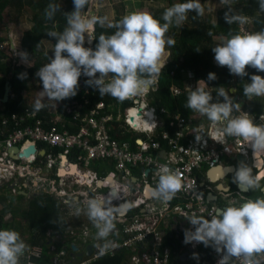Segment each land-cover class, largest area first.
<instances>
[{
    "label": "built area",
    "instance_id": "obj_1",
    "mask_svg": "<svg viewBox=\"0 0 264 264\" xmlns=\"http://www.w3.org/2000/svg\"><path fill=\"white\" fill-rule=\"evenodd\" d=\"M245 32L247 31L243 33ZM0 49H3V44ZM153 77L151 79L154 83L143 93L124 101L117 99L116 103L110 104L100 101L87 111H84L86 99L82 103L72 101L65 109V113L72 115V120L70 124L62 122L60 129L56 124L45 127L44 121L31 111H25L21 115L12 114L2 121L4 126L0 131V185L5 182L12 184L16 175L27 177L32 172L29 167L36 163L38 154L43 151L42 145H45L61 150L56 154L44 152L43 155L42 167L47 172L56 174V177L52 175L55 181L47 190L49 195H53L63 204H69L72 200L85 204L87 199L98 198L103 199L110 207L117 201L115 209L129 202L127 212L122 218H118L122 223L123 238L111 242L103 254L100 251L103 245L96 243V252L89 260L125 249L132 250V255L124 264H170L171 249L163 243L162 227L168 221L177 219L183 221V227L187 225V229L194 230V226L188 221L190 217L203 216L210 219L217 214L219 207L208 199L213 184L209 178L210 171L214 167L226 166L225 161L237 162L238 156L245 160H254L247 141L222 132L226 121L214 125L207 117L196 115L195 112L182 116L153 106L148 98L150 92L156 90V77ZM196 87L199 86L197 83L195 85L192 74L186 73L184 91L191 92ZM200 87H205L210 93L214 91L216 97L213 102L217 100L219 89L203 82ZM228 91L232 96L230 89ZM170 92L172 96H179L183 90L172 86ZM235 96L234 101H240ZM123 102H128L129 106L122 107ZM248 103L249 101L242 102L243 111L248 112ZM261 103L262 111L258 115L248 112L255 117L256 123H264L260 119L264 115L263 101ZM239 114L234 111L232 115ZM56 122H60L59 119L53 121ZM66 124L76 127V131L69 132L65 128ZM114 131L122 135L127 133L130 139L120 140L112 135ZM196 134L203 136L201 141L196 140ZM217 134L224 136L223 143L213 139ZM30 146L34 149L33 153L23 156L22 152ZM13 149L17 151V163L9 156ZM72 149H79L81 152L78 151L70 161ZM94 160H108L113 166L111 169H103L101 174L92 170H80L78 167L76 169V165ZM71 166L75 167V174L69 173ZM165 167L177 172L182 182L181 190L167 203L153 196L147 197L148 189L156 188ZM62 168L65 170L64 175L59 174ZM200 170H203L204 180L200 178ZM109 180L113 181V185H110ZM99 189H105V192L100 194ZM112 189H115V194H112ZM11 191L14 193L15 188L12 187ZM219 196L224 200L230 198L231 194L219 192ZM159 200L160 204L157 205ZM230 203L236 202L230 200ZM86 235L87 232H84V237ZM70 236H74V233L70 232ZM82 242L85 243L86 239ZM200 245L203 244L193 242L187 247L193 252ZM208 248L212 251L210 264H218L220 254L212 247ZM34 256H39V253ZM89 260L75 264H88ZM254 260L264 264V255L256 254ZM229 264L247 262L244 256H240L230 258Z\"/></svg>",
    "mask_w": 264,
    "mask_h": 264
},
{
    "label": "clouds",
    "instance_id": "obj_2",
    "mask_svg": "<svg viewBox=\"0 0 264 264\" xmlns=\"http://www.w3.org/2000/svg\"><path fill=\"white\" fill-rule=\"evenodd\" d=\"M221 2L228 6L224 13L227 24L247 22L245 16L233 11L232 0ZM87 3L88 0H73L74 9L68 12L64 30L62 32L52 30L47 33L49 37L56 39L53 56L35 75L42 83V95L49 100L58 102L74 97L79 88L81 75L88 78L85 83L97 89L100 96L109 94L119 101H124L143 93L154 83L151 77L158 74L163 67L160 61L166 45H175L173 38L166 37L170 26L173 24L181 26L189 12H195L197 15H203L204 12L200 0H186L184 3H175L164 11L162 15L164 23L148 11H132L121 20L113 22L109 21L107 16L89 17L84 14L83 10ZM259 7L264 11V0H259ZM60 10V3H50L45 10V16L51 20ZM97 23L101 26L107 23L109 28H115L116 31L111 35L101 34L95 49L85 47V34L87 33L89 40L93 39L94 26ZM212 51L216 63L219 66H227L230 74L243 78L248 75L246 71L248 66L255 68L257 72H264V30L232 35L213 47ZM17 55L22 63L31 66L28 63L27 51L19 50ZM109 74L111 78L106 82L105 78L109 77ZM26 77V72L18 76L19 79ZM215 79L216 74L209 72L207 80ZM249 81L250 83L243 88V95L249 100L254 96H264V76L252 74ZM220 97L223 99L220 100ZM44 106L38 98L34 110L38 112ZM186 107L206 115L214 125L226 121V126L222 129L224 134L241 137L247 141L254 157L264 154V123L254 122L255 117L243 111L241 105L229 95V91L220 88L217 100L213 102L212 93L206 91L205 87H196L189 94ZM234 111L240 114L233 116ZM260 119L264 121V115H261ZM217 131L220 132L219 129ZM202 137L196 134L197 141H201ZM213 139L223 143L224 136L217 134ZM38 155L43 158L44 154L40 152ZM232 176V182L241 191L261 189L260 181L264 179L262 172L254 175L252 166L244 160L232 169ZM218 180L213 181V185ZM181 188L179 174L165 167L156 188L152 189L151 193L147 191V197L153 196L167 203ZM217 191L222 192L220 189ZM208 199L212 202L210 196ZM85 204L88 218L98 230L97 237L101 239L110 237L115 229L113 213H119L123 205L114 211L105 205L103 199L98 198L87 199ZM217 209L219 212L210 219L203 216H192L188 219L194 230L191 228L184 230V236H181L184 243L188 245L195 242L212 247L220 254L218 264H229L230 258L240 256L246 258L247 264H259L254 257L264 252V197L245 199L243 203H230L223 209ZM76 211L79 214L80 209L77 208ZM124 214L118 215L122 218ZM68 237L75 246L73 243L77 242L76 236ZM110 243L106 242L103 245L101 254L110 247ZM185 244L183 247L185 246L186 250L182 248V252L187 254L190 251ZM25 249L26 244L17 231L0 230V264H19ZM36 249L37 247L32 249L35 254ZM28 253L29 258L40 257V250L37 257L30 251ZM192 258L198 260L199 254L192 253ZM54 260L55 257L52 261Z\"/></svg>",
    "mask_w": 264,
    "mask_h": 264
},
{
    "label": "trees",
    "instance_id": "obj_3",
    "mask_svg": "<svg viewBox=\"0 0 264 264\" xmlns=\"http://www.w3.org/2000/svg\"><path fill=\"white\" fill-rule=\"evenodd\" d=\"M168 7L173 5L172 0H168ZM179 3H184L186 0H178ZM50 3H60L61 10L57 11L55 16L49 20L45 16V10ZM88 5V3H87ZM87 5L85 9L87 10ZM16 8L17 13H21L24 7H28L32 11L31 21L32 27L28 31L23 32L20 39V48L22 51H27L29 58H33L36 54L42 52L43 44L42 40L46 39L51 42L54 48L56 39L49 37L47 33L55 30L62 32L67 23L68 12L73 11V0H0V21L3 20L5 10L8 8ZM167 7V8H168ZM227 5H223L216 12V19L214 23L203 21L201 15H197L195 12H189L187 14V22L181 26L173 24L170 26L166 37H171L175 40L174 46H169L170 56L169 62H166L161 71L156 76L155 87L156 90L150 92L148 98L150 103L156 108H164L171 114L179 113L182 116H188L194 112V110L187 108L188 96L190 91H184V79L186 73H191L194 81L205 80L206 83L212 84L214 88H224L228 91V82L232 79L227 66H219L214 59V52L212 48L217 46L216 41H213V37H220L224 40L230 38L232 35L240 33L238 28V22L227 24L224 20V13L227 10ZM166 8V9H167ZM240 12L251 22V31L257 32L264 30V11L259 7V0H241ZM166 9H160L154 16L164 23L162 15ZM234 11V8H233ZM119 21L118 17H115L114 21ZM244 24V23H243ZM116 31L115 28H109L99 25L97 23L94 26V38L92 39L91 48L95 49L98 43V37L101 34L111 35ZM211 33V35H209ZM241 34V33H240ZM199 50V51H197ZM46 57V63H41L39 60L35 61L32 67H26L24 65H15L8 67L0 62V72L2 73V79L0 81V100L2 99L4 92V85L6 82L10 85V91L13 92V97L2 104L3 108L0 110V115L5 117L12 114H22L23 111H35L33 104H27L23 93L28 88L27 80L34 76L40 67H43L49 62L52 55H44ZM50 58H49V57ZM5 59V54L0 52V60ZM248 73L247 76L241 78L237 75L232 80V85L235 89L237 97L246 101L248 98L243 95V88L246 84L250 83V76L252 74H259L255 72V69L248 66L246 67ZM26 72V79H19L20 73ZM209 72H214L217 79L208 81L207 76ZM10 74V75H9ZM9 75V76H8ZM111 77V74H109ZM88 78H84L83 75L79 78L81 81V87L77 91L74 97L66 98L62 100V105L58 108V113L62 116V121L53 123V118L48 113L49 104L44 103V107L40 111H35L37 118L41 119L45 123V127H49L52 124H56L58 127L62 122L72 120V115L65 113V106L72 101H78L82 103L87 100L86 109L93 107L99 101L105 103L116 102V98L109 94L100 96L97 89L90 87L85 83ZM204 81V82H205ZM174 86L183 90L179 96H172L170 88ZM87 90V93H85ZM215 98L216 95L212 93ZM129 106L128 102H123L122 107ZM249 113L254 116L258 115L262 111V103L258 97H253L247 104ZM78 123V122H77ZM74 129H72L73 131ZM117 130V129H116ZM114 137L120 140H129V134H119L114 131L112 133ZM94 168H97L100 164L99 161L94 162ZM108 169H111L108 168ZM28 209L25 213L24 219L20 223H6L4 221V212H0V230L11 229L17 231L22 236L23 231L26 230L28 234L27 240H23L31 250L37 247L40 250V257H31L28 260L25 255L19 262L20 264H27L28 261L34 264H51L52 254L49 251V238L47 237V231L50 230L52 235L57 233L64 234L67 228L64 215H61L59 204L53 199V196L48 194H41L37 199L30 202ZM165 245L171 249L170 264H210L212 251L208 247L200 245L193 252H188L183 261L180 260L181 253L177 249L176 239L174 238L173 231L168 230ZM59 249V246H57ZM29 249L26 250V252ZM25 251V250H24ZM198 253L199 259H193L192 253ZM123 251H119L113 257H103L89 264H120ZM26 260V261H25Z\"/></svg>",
    "mask_w": 264,
    "mask_h": 264
},
{
    "label": "crops",
    "instance_id": "obj_4",
    "mask_svg": "<svg viewBox=\"0 0 264 264\" xmlns=\"http://www.w3.org/2000/svg\"><path fill=\"white\" fill-rule=\"evenodd\" d=\"M232 7L237 9V11H240V8L236 7L234 4L232 5ZM6 11H7V9L5 10V12ZM15 12H17L16 8H15ZM21 14H22V12L19 13V16H20L19 18H21V20H22L23 17L21 16ZM0 22H2V21H0ZM31 23H32V21H31ZM243 25L246 26V30L248 32H253V31H251L250 20L246 24H243ZM6 27L7 26H5V28ZM31 27L32 26H30L25 31H28L29 29H31ZM6 30H8V31H6ZM1 34H2V37L0 35V45L6 44V43H7V45L4 46L5 47L4 49H0V52L5 54V59L0 60V62H2L3 64H5L8 67H13V66H15L14 60H12L10 58V56H14L12 54H13L15 49L17 50L16 51L17 53L19 50H21V48H20L21 37L19 38V41H18L17 36L14 35V32L10 28L4 29L3 33H1ZM22 34H21V36H22ZM218 39L224 40L223 38H220V37H218ZM4 50H6V52ZM17 61H19V59ZM26 67H32V66H26ZM34 76H35V74H34ZM33 77H31L29 79H32ZM110 78L111 77L109 76L107 79L109 80ZM1 79H2V73L0 72V81H1ZM29 79L27 80L28 88L23 93V95L25 97L27 104H33L30 101H28V99L26 98V94L28 93V90H29L30 85H31L29 83ZM201 82H203L207 85H212V84L206 83L204 81H195V85H196V83H197V85H200ZM6 83H8V82H6ZM6 83H5V85H6ZM5 85H4V89H5ZM31 90H33V88ZM3 94H4V92H3ZM12 97H13V92L11 93V91L9 89L8 98L6 101H8V99L12 98ZM5 102H3L2 99L0 100V110H2V108H3L2 104ZM112 103H116V102H112ZM49 109H48V113H50V115L53 116L51 121H57V119H59V121H62L61 120L62 116L58 113L57 110L55 112H53V111H50ZM57 109H58V107H57ZM23 112H25V111H23ZM31 112H35V111H31ZM19 115H21V114H19ZM9 117L8 116L5 117L3 114L0 115V131L3 129V126H4L2 124V121H4V119H8ZM70 121H65L63 123H69ZM60 128H61V125L59 126V129ZM65 128L69 132H75L76 131V127H73L72 125L70 126V125L66 124ZM72 129H74V130L72 131ZM42 149H43V151H42L43 154H44V152H46V153L49 152V153H53V154L61 152V150H59V149H51L45 145H42ZM78 151L81 152L79 149L78 150H76V149L71 150L72 157L71 158L69 157L70 161L72 158H74V156L76 155V153ZM15 155H16V150L15 149L11 150L9 153V156L14 163H17L16 159H15ZM42 161H43L42 156L38 155L36 163L29 167L32 172L30 174H28L27 177L22 178V177H19L18 175H16L17 177H14L12 184L5 182L2 185H0V212H4V214H5L4 220H6V218H8V216H10V218H12L11 221L6 222V223H8V224L17 223V222L20 223L21 220L24 219V216H25V213L28 209V206H29V204H31L30 202L37 199L38 196H40L41 194H48L49 195L47 190H49V186L52 185V183L55 181V178H52V175H54L53 177H56V174H51V172H47L42 167V165H43ZM96 161H99L100 164L97 168H94V166H95L94 162H96ZM235 163H237V162H230L229 164H228V161L224 162V164H226V166H234V165H236ZM86 164H91L92 168H86L85 167ZM112 166H113V163L111 161L94 160V161H89V162H83L80 165L78 164V165H76V169L78 167L80 170H92V171H96L97 173L101 174V171L103 169L110 168ZM60 172H61V170L59 171V174H60ZM64 174H60V175H64ZM38 175H40L41 179L38 178ZM230 175H232V173H227V175L226 174L223 175L221 178H219V180L217 181V183L215 185H211V190H210L211 201L213 202V204H216V206L221 208V209L225 208L229 204L230 200H234L236 203H243L245 199H250L249 197H247V195L245 193L238 194L239 190H237V185L232 182L233 179L227 178ZM12 187L15 188L14 193H12V191H11ZM218 189H220L222 192L228 191L227 193L231 194L230 198L228 197L224 200L222 198H220L219 192L217 191ZM4 190H6L8 192L9 197H11V199L9 197H6L4 194H2V191H4ZM253 193H257V195L259 197H264V182L261 183V190L260 189H253ZM53 199L56 200L57 203L59 204L60 212L62 213L61 215H64L65 221L67 223V228H66V231L64 232L63 235L59 234V233H57L55 235H52L50 233L48 235L49 236L48 237L49 238V245L48 246L49 247L50 246L51 247L52 246H54V247L59 246V249H60L57 257L55 256L56 257L55 261H57L59 259H65L66 257H67V259L65 260V262H68V264H75V263H79L81 261H87V260H89L90 257H92L94 255V252H96V246L98 245L99 242L102 241L100 244L104 245L106 242H113V241L117 242L123 238L122 233H121L122 223L119 222V220H118V218H120L121 216L118 215L116 212L113 213V222L115 224L114 231L109 235L110 237H107L106 239H101V238H98L96 235V233L98 231L97 228L94 226L93 222L88 218L86 204L79 202L77 200H72V201L68 202L69 204H63L56 197H53ZM160 201L161 200H159L156 204L157 205L160 204ZM73 202H74V205H72ZM77 208L80 209L79 214H77V211H76ZM70 209L72 211H70ZM18 216H21L22 218H18ZM167 225H164L162 227L163 230H161V238L163 240V243H165V241H166L165 239L167 237V234L169 233L168 229L170 231H173V232L178 231V230L182 231V227L184 224H183V221H179L176 219V221L175 220H170V222L168 221ZM183 228L187 229V225ZM70 232H73L74 235L76 236L77 242L73 243V244H75V246H74L76 248L75 251L72 250V248H71L73 246L71 244L72 241L68 237V235L70 236ZM84 232H87L86 237H84ZM57 236L59 238L56 240ZM90 237L92 238L93 241L88 240ZM53 238H55V239H53ZM85 239H86V242L83 243L82 241ZM53 242H55V244ZM95 242L97 243V245ZM182 242H184V240L181 239V236L176 238L177 249L179 251H181L180 252L181 254H184V252H182V248H183ZM88 248L91 250L89 255H87V249ZM63 249H67V251L65 252ZM119 251L124 252V256L122 257L120 264H124V263L128 262L131 255H132V250L118 249V250L113 251L112 255H109V254L102 255V256H99L98 258H96L95 260H89L88 264L91 262H94L98 259H101L103 257H113ZM263 255H264V252H262V256ZM27 258L29 259V256ZM181 261H183V260H181ZM27 263L31 264L33 262L28 261ZM51 264H54V261H52ZM55 264H58V263L56 262Z\"/></svg>",
    "mask_w": 264,
    "mask_h": 264
},
{
    "label": "rangeland",
    "instance_id": "obj_5",
    "mask_svg": "<svg viewBox=\"0 0 264 264\" xmlns=\"http://www.w3.org/2000/svg\"><path fill=\"white\" fill-rule=\"evenodd\" d=\"M172 2H173V4L179 3L178 0H172ZM200 3L204 8L203 15H201L202 20L206 21V22L214 23L215 19H216V12L224 4L221 2V0H200ZM233 4L236 7H240L241 0H232V5ZM168 5H169L168 0H88L87 10L84 11V14L88 15L89 17H91V16H101V17L107 16L109 18V21H114L115 17H118L119 20H121L126 14H128L132 11H148V12L152 13L153 15H155L156 13H158L160 11V9H166L168 7ZM91 11L93 12V14L90 13ZM234 12L239 13L240 11H237V9L234 8ZM31 15H32V11L28 7H24L22 9V14H21V16L23 18L21 20V18H19L20 17L19 14L17 12H15V7L14 8H8L7 11L3 15L2 22H0V35H1V37H2L1 33H3V30L6 28H8V29L10 28L14 32V35L17 36V39L19 41L21 34L25 30H27L30 26H32ZM186 22H187V19L183 23H186ZM5 26H7V27L5 28ZM104 26L108 27L107 23ZM238 28H239V31L241 34H243L244 31H247L246 26H244L240 23H238ZM6 31H8V30H6ZM213 41H216L217 43H222L224 40L218 39V37H213ZM89 42H90V40H88V35L86 33L85 34V47L91 46V45L89 46ZM42 44H43L42 52L36 54L33 58H29L28 63L31 64V66H33L34 62L37 60H39L43 64L46 63V57L44 55L45 54L47 55V53L49 55L53 56L54 48L52 47L51 42H49L46 39H43ZM4 46L5 45L3 44V49L5 48ZM4 51L6 52V50H4ZM16 51L17 50L15 49L13 52L14 56H10V58L12 60H14V64L15 65L28 66L27 64L21 62V59L16 54L17 53ZM169 56H170L169 46L166 45L164 54H163L161 61H160L161 65H164L169 60ZM18 59H19V61H17ZM49 61H50V59H49ZM253 69H255V68H253ZM255 72H257L256 69H255ZM257 73H259V75H261V76H264V72H257ZM156 76H157V74L154 75V77L153 76L152 77L155 78ZM234 76L235 75L232 74V76H231L232 79L227 81L228 82L227 87L234 88L232 85V80H234ZM83 77L87 78L84 75H83ZM107 78L108 77L105 78L106 82L108 81ZM185 81H188V80H185ZM29 83L31 85H30V88L28 90V93L26 94V98L28 99V101H30L31 103L34 104L35 101L39 98L42 103L47 102L49 104V108H50L49 110L53 111V112L58 110L57 107L60 108V106L62 105V101L56 102L54 100H49L45 96L42 95V83L40 82L39 78L36 75L32 79H29ZM198 86L200 87V85H198ZM80 87H81V81H79V88ZM32 88H33V90H31ZM79 88H78V90H79ZM205 90L207 91V89H205ZM230 93L234 94L235 90L234 91L230 90ZM213 94L216 95V93L214 91H213ZM258 98L260 99L261 102L263 101V107H264V96H261ZM248 101H249V99H247L244 102L247 103ZM67 107H68V105L65 106V109ZM194 112L196 115H202L196 111H194ZM204 117H207V116L204 115ZM73 125H75V123ZM229 163L230 162H228V164ZM222 164H223V162H222ZM237 165L238 164H236V166ZM85 167L86 168H92V165L86 164ZM199 175H200V178L202 180H204L203 170L199 171ZM227 178L233 179V176L230 175ZM98 192L100 194H103L105 192V189H99ZM2 194H4L6 197H9V194L6 190L2 191ZM246 195L250 199H256L259 197L257 195V193H253V190H251L250 193L246 194ZM51 196H53V195H51ZM9 198L11 199V197H9ZM72 205H74V202L72 203ZM116 205H117V201L113 202V204L110 206V208L112 210H114L116 208ZM70 211H72V210L70 209ZM18 218H22V217L18 216ZM11 220H12V218H10V216H8V218H6V220H4V221L9 222ZM21 233H22V236H20V237H22L23 240H25V239L27 240L28 234H27L26 230L21 232ZM46 234H47V237H49L48 235L50 234V230H48ZM58 238L59 237L57 236L56 240ZM53 239H55V238H53ZM88 240L93 241L91 237ZM53 243L55 244V242H53ZM25 244H26V242H25ZM27 249H29L28 251H30L32 254H35V252H33L30 248H28V245L26 244L25 250H27ZM35 251H37L36 253H38L39 249L37 248ZM49 251L51 252L50 254L53 255L52 256V260H53V258L55 256L57 257L60 249H57V246L56 247L50 246ZM23 255H25V258L28 260L27 257L29 256V253L25 251L23 253ZM22 258H24V257L21 256L19 262L21 261ZM66 259H67V257L65 259H59L56 262L58 264H68V262H65ZM31 264H33V263H31Z\"/></svg>",
    "mask_w": 264,
    "mask_h": 264
},
{
    "label": "water",
    "instance_id": "obj_6",
    "mask_svg": "<svg viewBox=\"0 0 264 264\" xmlns=\"http://www.w3.org/2000/svg\"><path fill=\"white\" fill-rule=\"evenodd\" d=\"M90 13L93 14L92 11H91ZM93 36H94V33H93ZM167 62H169V60H168ZM9 89H10L9 83H6V85H5V89H4V94H3V97H2L3 102H5V101L7 100V98H8ZM230 90L234 91L235 89H234V88H230ZM232 98H233V100H235L236 96L233 94V95H232ZM237 103H239L240 105H242V102H241V101H237ZM33 151H34L33 147L30 146V147H28L27 149H25V150L22 152V154H23V156H28L29 154L33 153ZM242 160L245 161V158L242 157V156H238V157L236 158L237 163H239V162L242 161ZM232 169H234L233 166L222 167V168L214 167V168L210 171L209 178L211 179V181H216L217 179L221 178V177H222L223 175H225L226 173H232ZM110 181H112V180H110ZM151 190H152V189L149 188V189H148V193H149ZM237 190H239L238 187H237ZM239 192L246 193L247 191H241V190H239ZM112 194H115V189H112ZM128 206H129V203H128V202L125 203V204H123V206L121 207L120 212L117 213V214L123 215V214L126 212V208H127ZM124 211H125V212H124ZM71 248H72L73 251L76 250V248H75L74 246H72ZM90 252H91V250L88 248V249H87V255H89ZM185 255H186V254H183V255L181 256V260H184Z\"/></svg>",
    "mask_w": 264,
    "mask_h": 264
},
{
    "label": "flooded vegetation",
    "instance_id": "obj_7",
    "mask_svg": "<svg viewBox=\"0 0 264 264\" xmlns=\"http://www.w3.org/2000/svg\"><path fill=\"white\" fill-rule=\"evenodd\" d=\"M260 161V165L258 166V165H256L255 163L257 162V161ZM250 166H252V168H253V174L255 175V174H257V172H264V154H262V155H260L259 157H254V160H252V159H248V160H245ZM235 164H237V163H235ZM239 164V163H238ZM237 166L236 165H234V168H236ZM264 182V179H262L261 181H260V184L261 183H263ZM261 190V189H260ZM250 193V191H247L245 194H249ZM238 194H242V192H239L238 191ZM184 230H185V228H183L182 227V231L181 230H178V231H175V232H173V235H174V238L176 239L177 237H180V236H184ZM182 239V238H181ZM183 240V239H182ZM183 244H185L184 242H182ZM186 245V244H185ZM183 249H184V251L186 250V247L184 246L183 247ZM65 252L67 251V249H63Z\"/></svg>",
    "mask_w": 264,
    "mask_h": 264
},
{
    "label": "bare ground",
    "instance_id": "obj_8",
    "mask_svg": "<svg viewBox=\"0 0 264 264\" xmlns=\"http://www.w3.org/2000/svg\"><path fill=\"white\" fill-rule=\"evenodd\" d=\"M88 40H89V38H88ZM90 41H91V40H90ZM256 158H257V157H256ZM63 163H64V161H63ZM255 164L259 166V165H260V161L258 160ZM76 172H77V171H76L75 167L71 166V167H70V171H69V173H71V174H75ZM64 173H65V170L62 168L60 174H64ZM109 183H110V185H113V181H110V180H109ZM150 193H151V191H150ZM105 205H106V203H105Z\"/></svg>",
    "mask_w": 264,
    "mask_h": 264
},
{
    "label": "snow or ice",
    "instance_id": "obj_9",
    "mask_svg": "<svg viewBox=\"0 0 264 264\" xmlns=\"http://www.w3.org/2000/svg\"><path fill=\"white\" fill-rule=\"evenodd\" d=\"M262 174H264V172H262Z\"/></svg>",
    "mask_w": 264,
    "mask_h": 264
}]
</instances>
